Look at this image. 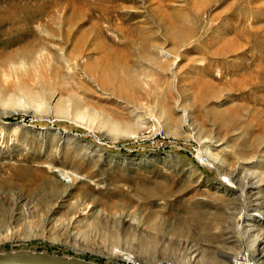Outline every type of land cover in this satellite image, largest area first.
I'll list each match as a JSON object with an SVG mask.
<instances>
[{"label":"rangeland","instance_id":"obj_1","mask_svg":"<svg viewBox=\"0 0 264 264\" xmlns=\"http://www.w3.org/2000/svg\"><path fill=\"white\" fill-rule=\"evenodd\" d=\"M18 250L264 264V0H0Z\"/></svg>","mask_w":264,"mask_h":264},{"label":"water","instance_id":"obj_2","mask_svg":"<svg viewBox=\"0 0 264 264\" xmlns=\"http://www.w3.org/2000/svg\"><path fill=\"white\" fill-rule=\"evenodd\" d=\"M0 264H100L80 257L18 250L0 254Z\"/></svg>","mask_w":264,"mask_h":264},{"label":"bare ground","instance_id":"obj_3","mask_svg":"<svg viewBox=\"0 0 264 264\" xmlns=\"http://www.w3.org/2000/svg\"><path fill=\"white\" fill-rule=\"evenodd\" d=\"M255 204V203H254ZM256 205V204H255ZM256 211V210H255ZM129 257V256H128ZM243 257V256H242ZM264 257V256H263ZM128 260H130L131 261V257H129L128 258ZM245 260H246V263H245ZM249 260H248V258L247 259H244V257L243 258H241L240 256L235 260V263L236 264H249V262H248Z\"/></svg>","mask_w":264,"mask_h":264},{"label":"built area","instance_id":"obj_4","mask_svg":"<svg viewBox=\"0 0 264 264\" xmlns=\"http://www.w3.org/2000/svg\"><path fill=\"white\" fill-rule=\"evenodd\" d=\"M242 251H243V250H242ZM242 256H243L245 259H247V258H248V260L251 259V256H250V254H249L247 251H243V252H242ZM245 263H246V260H245ZM249 263H250V264H254V263H252V261H251V262L249 261Z\"/></svg>","mask_w":264,"mask_h":264}]
</instances>
